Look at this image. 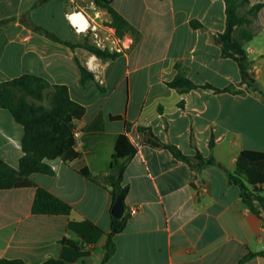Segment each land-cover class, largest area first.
<instances>
[{
  "label": "crops",
  "instance_id": "1",
  "mask_svg": "<svg viewBox=\"0 0 264 264\" xmlns=\"http://www.w3.org/2000/svg\"><path fill=\"white\" fill-rule=\"evenodd\" d=\"M38 1L1 0L0 21L28 13L27 21L76 42L90 29L102 28L106 43L97 45L121 55L102 60L82 47L72 50L20 20L0 26V83L39 75L66 85L71 98L86 109L75 122L76 159L69 164L51 160L54 174L35 173L27 178L31 185L0 190V259L103 263L116 200L108 177L121 134L137 148L121 184L127 188L124 215L129 221L113 237L115 251L104 264H238L248 253L264 251V208H259L261 217L248 210L240 187L229 178L240 156L264 160V97L242 83L238 63L222 57L213 40L226 28L225 0H114L113 8L138 31L136 41L131 34L120 39L115 29L101 27L98 14L111 20L104 9L88 18L78 12L76 0L34 6ZM76 13L88 22L83 31L71 19ZM194 20L204 28H194ZM252 26L256 35L245 44L249 74L264 91V6ZM75 56L95 75L83 87ZM177 65L197 88L179 92L169 86ZM207 84L238 92L215 93L202 87ZM138 127L175 145L191 161L138 144L132 136ZM23 134L22 125L0 107V157L14 168L24 154ZM198 153L213 156L217 164L199 166ZM37 186L70 204V214H34ZM243 264H264V255Z\"/></svg>",
  "mask_w": 264,
  "mask_h": 264
},
{
  "label": "trees",
  "instance_id": "2",
  "mask_svg": "<svg viewBox=\"0 0 264 264\" xmlns=\"http://www.w3.org/2000/svg\"><path fill=\"white\" fill-rule=\"evenodd\" d=\"M1 1V0H0ZM47 0H39L34 6ZM97 8L104 9L110 15L111 20L107 26L115 29L116 36L122 39L126 34L134 36V41L138 39V31L112 6L114 0H92ZM226 4V28L222 33L213 35V40L221 46V55L224 58H232L238 63L240 68L242 83H246L250 91L258 92L264 97V91L256 87L254 79L249 74L250 61L245 49L246 42L252 40L256 35V30L252 24L263 8V2L251 5L249 0H225ZM28 13L21 16H13L0 21V26H5L16 20L24 22L34 31L44 36L65 44L74 50L77 47L86 49L89 53L102 60L116 59L121 55L119 51H111L107 47H100L91 43L87 35L81 42L60 39L54 33L35 25L26 20ZM194 28H204V26L194 20ZM77 65L80 68L81 86H85L89 81L95 80V75L91 72L78 56H75ZM178 74L175 79L169 82V86L179 92H187L195 89L194 84L186 77V72L177 65ZM100 89L103 90L98 83ZM215 93L228 92L232 87L223 89L203 85ZM0 107L8 110L15 121L22 125L24 134L22 138L23 156L19 160L18 168H14L0 157V190L12 189L31 185L27 180L35 173L54 174L50 161L61 158L66 164L76 159L79 153L76 151L74 128L75 122L81 119L86 109L73 100L66 85L51 84L46 78L35 74H24L11 80L0 83ZM127 132L131 133V125L127 124ZM138 144H149L157 148L169 150L177 159L187 162L191 158L184 155L175 145L160 142L149 129L138 127L135 134H132ZM148 137V138H147ZM148 140H147V139ZM146 139V140H145ZM214 141L211 140L210 148H213ZM137 152L136 146L131 142L127 134L117 137L114 145V152L111 160V173L108 182L114 187L112 192L114 200L120 195L123 200L127 194V188L122 187V181L127 166V160ZM195 159L199 166L216 165L217 161L213 156L207 158L197 154ZM81 174L92 181L98 182V178L87 170H81ZM231 182L240 187L243 204L252 213L261 217L259 208H264V160L252 161L247 157L240 156L236 162L234 172L229 174ZM72 206L55 196L47 189L36 188L32 212L44 215H69ZM129 216L122 218L112 217L111 231L108 235L105 246L104 264L115 251L113 237L121 233L127 226ZM259 255H264V251L250 252L242 258L238 264L250 260ZM0 264H27L21 259L8 260L0 259ZM43 264H71L62 259L51 258Z\"/></svg>",
  "mask_w": 264,
  "mask_h": 264
},
{
  "label": "rangeland",
  "instance_id": "3",
  "mask_svg": "<svg viewBox=\"0 0 264 264\" xmlns=\"http://www.w3.org/2000/svg\"><path fill=\"white\" fill-rule=\"evenodd\" d=\"M78 2V5L81 9H79L83 15L90 18H96V11H98V8H95V4L92 0H76ZM93 3V4H92ZM78 8V7H77ZM99 20V24L101 27L108 28L106 20L102 19V16L98 14L97 16ZM86 34L89 36V39L92 40L93 43L97 44L98 41L101 46H103L106 43V39L104 38V31H102V28L97 29L94 27L93 29H90L89 32H86Z\"/></svg>",
  "mask_w": 264,
  "mask_h": 264
},
{
  "label": "water",
  "instance_id": "4",
  "mask_svg": "<svg viewBox=\"0 0 264 264\" xmlns=\"http://www.w3.org/2000/svg\"><path fill=\"white\" fill-rule=\"evenodd\" d=\"M113 187L111 186V189ZM125 212L124 200L120 195H117L114 205L112 207V216L114 218H122Z\"/></svg>",
  "mask_w": 264,
  "mask_h": 264
},
{
  "label": "bare ground",
  "instance_id": "5",
  "mask_svg": "<svg viewBox=\"0 0 264 264\" xmlns=\"http://www.w3.org/2000/svg\"><path fill=\"white\" fill-rule=\"evenodd\" d=\"M73 17H78V18L72 19ZM71 19L76 24L78 29H80L82 31H83V29H86L88 26V22H87L86 18L80 13L73 14L71 16Z\"/></svg>",
  "mask_w": 264,
  "mask_h": 264
},
{
  "label": "built area",
  "instance_id": "6",
  "mask_svg": "<svg viewBox=\"0 0 264 264\" xmlns=\"http://www.w3.org/2000/svg\"><path fill=\"white\" fill-rule=\"evenodd\" d=\"M78 136V132L74 130V137H77ZM137 212V208H132L131 209V214H135Z\"/></svg>",
  "mask_w": 264,
  "mask_h": 264
},
{
  "label": "clouds",
  "instance_id": "7",
  "mask_svg": "<svg viewBox=\"0 0 264 264\" xmlns=\"http://www.w3.org/2000/svg\"><path fill=\"white\" fill-rule=\"evenodd\" d=\"M76 18H78V17H73L72 19H76Z\"/></svg>",
  "mask_w": 264,
  "mask_h": 264
}]
</instances>
